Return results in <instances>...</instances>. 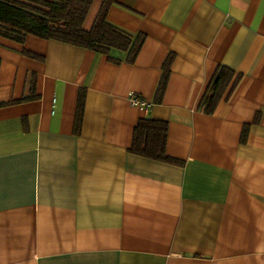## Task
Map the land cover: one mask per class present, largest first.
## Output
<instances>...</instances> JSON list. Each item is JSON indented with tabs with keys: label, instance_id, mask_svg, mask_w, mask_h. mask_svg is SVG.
<instances>
[{
	"label": "crops",
	"instance_id": "1",
	"mask_svg": "<svg viewBox=\"0 0 264 264\" xmlns=\"http://www.w3.org/2000/svg\"><path fill=\"white\" fill-rule=\"evenodd\" d=\"M106 20L144 35L134 62L0 36V264H264V0H114ZM218 66L240 77L206 113ZM142 117L166 121L176 162L130 151Z\"/></svg>",
	"mask_w": 264,
	"mask_h": 264
},
{
	"label": "trees",
	"instance_id": "2",
	"mask_svg": "<svg viewBox=\"0 0 264 264\" xmlns=\"http://www.w3.org/2000/svg\"><path fill=\"white\" fill-rule=\"evenodd\" d=\"M93 0H0V36L23 42L27 34L43 39H53L60 42L80 46L98 53L108 54L111 49L127 52L126 62H134L144 35L139 33L132 38L129 34L116 28L106 20L108 8L114 0H100L101 6L89 30L82 28V23ZM38 57L37 55L25 52ZM170 54L165 60L159 81L156 86L154 101L160 102L168 82ZM112 61L118 59L109 58ZM234 72L218 66L210 79L200 100V107L204 112L211 113L216 104L232 81ZM236 75L231 83V90L239 80ZM84 89H80L77 96L74 117V131H80L84 107ZM34 80L31 78L28 93L20 100L35 99ZM246 128L242 131V140L246 135ZM167 123L163 120L139 118L133 131L130 151L134 154L160 160L176 162L177 160L166 154Z\"/></svg>",
	"mask_w": 264,
	"mask_h": 264
},
{
	"label": "built area",
	"instance_id": "3",
	"mask_svg": "<svg viewBox=\"0 0 264 264\" xmlns=\"http://www.w3.org/2000/svg\"><path fill=\"white\" fill-rule=\"evenodd\" d=\"M127 97L132 105L138 107L139 109L147 110L149 104L136 93L130 92Z\"/></svg>",
	"mask_w": 264,
	"mask_h": 264
}]
</instances>
